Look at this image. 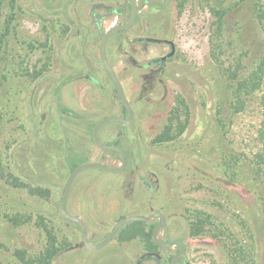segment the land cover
Wrapping results in <instances>:
<instances>
[{"label": "rangeland", "instance_id": "rangeland-1", "mask_svg": "<svg viewBox=\"0 0 264 264\" xmlns=\"http://www.w3.org/2000/svg\"><path fill=\"white\" fill-rule=\"evenodd\" d=\"M95 1L0 0V264H38L49 246L56 254L43 264H136L145 251L139 239L91 251L79 225L61 213L73 165L122 164L118 152L92 139L102 119L128 116L100 57ZM151 7L147 30L117 32L106 44L135 117L124 129L108 123L98 135L126 152L127 166L81 171L67 209L85 222L91 244L121 218L161 212L159 238L184 241L185 261L233 264L245 248L255 263L240 253V264H264V178L256 165L264 155V83L238 111L235 82L221 71L239 67V78L264 57V0H155ZM158 33L177 51L148 83L139 64L167 48L135 38ZM179 249L159 252L168 263Z\"/></svg>", "mask_w": 264, "mask_h": 264}, {"label": "water", "instance_id": "water-1", "mask_svg": "<svg viewBox=\"0 0 264 264\" xmlns=\"http://www.w3.org/2000/svg\"><path fill=\"white\" fill-rule=\"evenodd\" d=\"M131 1L133 4V10H134L133 18L125 25H114L109 30H107L102 36V39L100 41V47H99L100 56H101V60L103 62V65L113 80L117 94L119 96V99H120L121 103L123 104V106L125 107V109L127 110L128 116L126 118H120V117L104 118L101 121H99L94 126V128L92 130V139H93L94 143L102 149L118 152L122 158V164L119 167H110V166L105 165V164L100 163V162H92L91 161V162H85V163L79 164L77 167H75L67 179L65 192H64V195H63V198L61 201V213L66 220L71 221V222H75L76 224L79 225V227L81 229V234H82V241H83L85 247L91 251H99V250L105 248L110 242H112L115 239L117 232L124 225H126L128 223H132V222H138V221L139 222H146V221H149L155 217H158L160 219V221L155 226V228L153 230V240L159 247H166V248L170 247L171 248V247H175V246H180L181 247L180 251L177 252L172 257L171 263H170V264H177L179 259L181 257H183L186 253V243L182 240L163 241L159 238L160 228L166 222V217L163 213L154 212V213H151L148 215H143V216H127V217L121 218L119 221H117L113 225L110 233L102 241H100L97 244H91L89 241L88 229H87L85 222L81 218H79L78 216L71 214L67 209V202H68V198L70 195V190H71L72 184H73L76 176L81 171L88 169V168H98V169H101V170H104L107 172H111V173H120L126 168L127 163H128V157H127L126 152L123 149H121L118 145L107 144V143L102 142L99 139L98 133H99V130L102 126H104L108 123H111V122H118V123L123 124L124 126L130 125L133 122L134 117H135L134 110L131 106L129 99L127 98V96L124 93L120 79L118 78L114 68L110 64V62L107 58V54H106V43H107V40L109 39V37L111 35H113L114 33L120 31V30L129 28L130 26L133 25V23L136 19L137 6L135 3V0H131ZM173 53H174V50H172L168 54V57H171L173 55ZM186 264H191V263L186 262Z\"/></svg>", "mask_w": 264, "mask_h": 264}, {"label": "flooded vegetation", "instance_id": "flooded-vegetation-1", "mask_svg": "<svg viewBox=\"0 0 264 264\" xmlns=\"http://www.w3.org/2000/svg\"><path fill=\"white\" fill-rule=\"evenodd\" d=\"M153 1H155V0H135L136 6H137L136 19H135L132 26H130L127 29L120 30V31H126V30H130L132 28H137L139 30H147L149 28V23L146 20H147L149 13H151V11L153 9L151 7V4ZM156 1L158 2L159 0H156ZM176 5H178V3H176ZM90 15L92 16V22H91L93 24L92 26L96 30L100 31V33L103 36V34L105 32H102V31L104 30V23L106 21H109L113 17H116V20H115L116 23L111 25V27H112L114 25H125L133 18V15H134L133 4H132L131 0H111L109 3H107L104 0H97V1L93 2L91 5ZM120 31H118V32H120ZM101 39H102V37H101ZM108 40H107V42H108ZM135 40L137 42L151 43L154 45L164 46L167 48V51H165L161 55H157V56L152 57L150 60H148L146 62V64H142V65L139 64V67H142V68H145L146 70H148V74L145 75V78L147 80L149 79L148 83H151V82L153 83L154 79L158 78V76H160V74H164L167 71L168 64L176 56V51H177L176 42L173 39L169 38L168 35H163L162 33H158V34L152 35V36H148V35L147 36H140V35H138L135 38ZM131 41H134V39H131ZM172 50H174L173 55L171 57H168V54ZM134 62H137V61L134 60ZM85 78L88 79L89 76L86 75ZM145 90H147V87H145ZM122 127H123V124H122ZM123 129H124V127H123ZM155 218L157 219V221L153 224L154 228L160 221V219L158 217H155ZM149 221H146L148 228H150L152 226V225H148ZM165 224H166V222H165ZM165 224H163L161 226L160 231L165 226ZM154 228H153V230H154ZM117 234H118V232H117ZM117 234H116V237H117ZM152 235H153V233H152ZM116 237L114 240H117ZM125 242H128V241H125ZM169 248L170 247H168V248L159 247L157 249V251H149L144 247L145 251L138 258L136 264H143V263H145V261L147 259L155 260L156 264H159V262H161V261L166 262V259L163 258V256L161 255V253L159 251H161V249L167 250ZM180 249H181V247H180ZM180 249H179V251H180ZM184 256L181 257L179 260H182V262H184V264H186V262H188V261H185ZM167 262H168V264L171 263V257H169Z\"/></svg>", "mask_w": 264, "mask_h": 264}, {"label": "trees", "instance_id": "trees-1", "mask_svg": "<svg viewBox=\"0 0 264 264\" xmlns=\"http://www.w3.org/2000/svg\"><path fill=\"white\" fill-rule=\"evenodd\" d=\"M218 29L221 32L223 30V17L224 13L222 11H218ZM260 19L263 18L261 14L258 15ZM263 21V20H262ZM0 52H1V46H0ZM234 69V66L233 68ZM239 67L234 72H231V69L228 68V70H225L224 67L221 66V71L223 72V75L230 81V82H235L234 84V100H233V107L237 109L238 111L244 110L245 108V103H246V98L248 96H252L255 93H257L259 90H261L262 85L264 83V57L260 60L257 66L254 67V69L251 72H247L246 74L242 73L243 75L238 78V72H239ZM225 71V72H224ZM232 73V74H231ZM261 102H260V107L262 110V122L260 125V130L259 134L262 139H264V89L261 92ZM260 159L259 162L256 163L258 166V171L262 173V176L264 178V155H257ZM78 165H73V169L77 167ZM72 169V170H73ZM198 219V217H197ZM11 222L17 223L14 219H10ZM195 227H200L197 224H195ZM153 228L154 226L152 225L150 228L147 227L146 222H132L128 223L125 226L121 227L120 230L118 231L116 239L120 242H125V241H132L134 239H139L143 244L144 247L149 250V251H157L159 246L154 242L153 240ZM47 232V231H46ZM48 234V232H47ZM49 238L51 240V245H53L54 237L49 235ZM245 248L242 251H239V254H236L235 264H240V253L241 255L244 253H250L248 250L245 252ZM55 253V247L54 246H49L47 247L45 253L41 256V259L38 260V264L41 263H48L52 259L53 255ZM250 259L252 263H255L254 258V251L253 249L251 250ZM173 257V256H172ZM171 257V259H172ZM233 260V264H234ZM34 263L33 260H31V264ZM159 264H168L164 261L159 262Z\"/></svg>", "mask_w": 264, "mask_h": 264}]
</instances>
